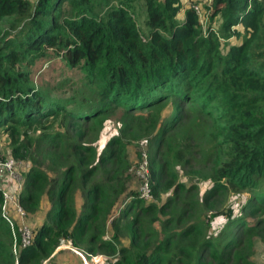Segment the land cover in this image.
Masks as SVG:
<instances>
[{"label": "trees", "instance_id": "16d2710c", "mask_svg": "<svg viewBox=\"0 0 264 264\" xmlns=\"http://www.w3.org/2000/svg\"><path fill=\"white\" fill-rule=\"evenodd\" d=\"M198 3L0 0V135L8 137L9 155L28 163L18 195L26 222L43 214L29 226V244L21 245L16 233V252L0 214V264H42L59 238L87 252L118 253L106 264H255L252 238L264 242V0H210L220 22L205 33ZM238 25L240 42L222 53L219 38L239 34ZM45 56L59 57L69 75L79 77L76 87L58 93L34 83L36 60ZM170 98L195 104L212 120V183L202 199L195 185L174 179L168 159L154 157L183 111L173 105L164 113ZM114 109L125 121L120 132L132 126L129 138L156 136L147 182L152 195L172 190L159 205L126 190L122 135L97 151L91 128L98 132ZM57 119L62 128L54 126ZM228 185L248 193L241 210L254 218L227 210L230 223L220 237L211 235L212 222L199 211ZM124 193L128 201L116 211ZM107 224L110 238L94 246ZM121 230L125 246L118 245Z\"/></svg>", "mask_w": 264, "mask_h": 264}, {"label": "rangeland", "instance_id": "374dc122", "mask_svg": "<svg viewBox=\"0 0 264 264\" xmlns=\"http://www.w3.org/2000/svg\"><path fill=\"white\" fill-rule=\"evenodd\" d=\"M194 9L198 13L200 23L202 25L203 32L205 33L208 24L214 29L217 28L220 22L218 15H211L212 7H210V0H200ZM203 5L205 7H203ZM142 6V5H141ZM177 11L176 17L180 20L183 17V7ZM203 7V8H202ZM140 8L137 9L138 21L141 20L142 13L140 14ZM239 34H233L226 39L219 38V49L222 53H225L228 46L231 44H238L244 33V30L239 25L236 26ZM59 57L45 56L36 60L33 68V74L31 75L32 81L38 85H42L48 90H52L60 93L61 89H69L72 86L76 87L79 77L75 75H69V70L63 66V62L58 60ZM77 76V75H76ZM64 77V78H63ZM63 80V82H61ZM63 84L61 87L56 88V84ZM79 86V85H78ZM80 88V87H79ZM78 89V88H77ZM173 105L182 107L181 118L177 123L171 125V131L165 134V140L161 145V152L155 153L154 157L158 161L161 159H168L173 166L174 179L178 182H182L184 186L188 187L191 184L196 186L198 196L200 199L204 197L205 191L211 186L212 169L214 157L208 150L210 147V134L208 127L212 123L211 117L206 113L198 111V107L193 103L183 102L180 103L175 99H169L164 105V113H169L170 108ZM122 111L114 109L109 115H106L102 120V126L98 132L91 129V136L94 138V143L97 151L101 150L106 141L113 135H122L123 139L127 141V155L129 158V166L127 172L126 190L137 189L139 191L142 186V175L148 172V159L152 154L156 145V136L149 135L148 137L129 138V133L132 128L129 125L123 132H120V127L125 121H121ZM215 122V121H214ZM61 124V123H60ZM56 128L61 127L58 125V119L54 123ZM97 129V128H96ZM33 133V132H32ZM119 136V135H118ZM183 148V149H182ZM189 150L183 151V150ZM10 147L8 145V137L0 135V152L1 155L9 156ZM202 152L200 153V151ZM188 161L186 162V160ZM154 160L155 162H157ZM158 164H160L158 162ZM28 166L27 162L19 163L18 176L21 178ZM146 170V173H145ZM173 182V181H172ZM149 186V183H148ZM149 192L147 196L142 199L146 201H153L157 205L161 204L167 197L172 194L171 188L159 189L156 195H152L149 186ZM126 193V191H125ZM123 194L118 199L116 205V211L122 209L125 203L128 201L126 194ZM73 199L77 206L80 205L81 198L78 191H74ZM248 197V193L232 188L230 185L221 193V195L211 198L213 201L210 205H206V208L200 213V217L210 220L208 233L221 236V232L226 229L227 224L230 223L228 217H226V211L231 212L232 215H244L245 218L251 222L254 217L245 215L241 210L242 205L245 203ZM200 210V209H199ZM116 211L114 212L116 214ZM113 213V214H114ZM215 215V216H214ZM43 214H38L37 217H28V224L30 227H35ZM213 216V217H212ZM39 217V218H38ZM228 230H232L228 226ZM113 230L107 225L104 227V233L98 237V240L93 244L96 246L97 242L104 239L108 240ZM121 236L118 238V245H127L129 239L127 238L124 230H121ZM229 235H236L235 229L229 232ZM253 254L251 256L255 264H264V242L258 237H253ZM13 245V244H12ZM19 242L16 243L15 249L17 250ZM84 246L76 247L71 244L68 238H59L58 243L54 246L49 256L42 261V264H106L107 261H111L118 257V253L113 255H106L101 251L94 250L93 252H87L84 250Z\"/></svg>", "mask_w": 264, "mask_h": 264}, {"label": "built area", "instance_id": "2783aa9c", "mask_svg": "<svg viewBox=\"0 0 264 264\" xmlns=\"http://www.w3.org/2000/svg\"><path fill=\"white\" fill-rule=\"evenodd\" d=\"M19 163L10 155L3 157L0 152V214L8 222L14 236L13 252H16V233L19 234L21 245L29 244L32 239V230L25 220V212L18 201L22 186V178L20 180L17 169ZM141 177L142 186L139 188V194L144 197L150 194L147 174Z\"/></svg>", "mask_w": 264, "mask_h": 264}]
</instances>
